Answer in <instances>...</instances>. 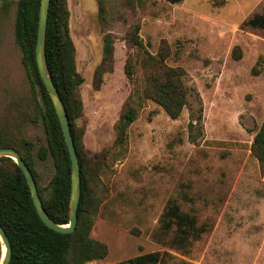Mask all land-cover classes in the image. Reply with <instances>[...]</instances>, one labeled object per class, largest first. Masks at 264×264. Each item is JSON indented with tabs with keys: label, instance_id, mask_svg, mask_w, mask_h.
<instances>
[{
	"label": "rangeland",
	"instance_id": "obj_1",
	"mask_svg": "<svg viewBox=\"0 0 264 264\" xmlns=\"http://www.w3.org/2000/svg\"><path fill=\"white\" fill-rule=\"evenodd\" d=\"M10 1L9 14L0 2V130L35 144L34 168L45 188L55 167L37 156L46 134L34 121L39 96L15 43L19 0ZM68 9L84 79L77 127L85 149L104 159L91 237L107 245L108 255L88 264L151 252L162 253L161 264H264V166L251 151L264 122V30L245 25L263 12L264 0H107L105 19L97 0H68ZM136 26L143 48L129 39ZM108 34L114 54L105 59ZM163 41L170 48L166 63L185 71L190 89L177 119L143 96L145 53L157 56ZM130 97L138 116L118 146L116 127ZM171 200L209 229L186 250L172 244L174 232L161 229Z\"/></svg>",
	"mask_w": 264,
	"mask_h": 264
},
{
	"label": "trees",
	"instance_id": "obj_2",
	"mask_svg": "<svg viewBox=\"0 0 264 264\" xmlns=\"http://www.w3.org/2000/svg\"><path fill=\"white\" fill-rule=\"evenodd\" d=\"M179 4L183 0H164ZM2 11L9 14L10 0H0ZM41 0H19L16 5L15 43L22 51V63L28 80L39 96L34 121L41 122L45 129L46 145L39 148L40 161L52 159L55 175L47 187L40 185V178L34 168L33 151L35 144L17 137L11 132L0 130V148L12 147L19 151L31 170L45 211L58 225H67L69 219L71 193V160L62 128L51 97L39 74L36 62V43ZM99 14L106 18L107 0H97ZM70 11L68 0H51L46 33V60L54 84L66 107L71 133L77 150L81 169V198L78 208L76 230L73 233H59L47 227L40 219L33 203L26 178L18 165L7 157L0 158V224L12 245L10 264H88L101 261L108 255L106 244L91 237L102 199L99 179L104 159L85 149L84 129L77 127V120L83 116V101L79 88L84 79L76 66V47L69 30ZM252 29L264 30V9L245 22ZM140 27L130 34L131 43L143 48L139 37ZM150 46V43H147ZM105 59L114 54V38L111 34L104 38ZM239 60L241 51L233 50ZM170 48L166 41L161 44L157 56L145 53L144 66L147 77L143 96L158 104L171 119L181 116L188 104L190 89L184 83L185 71L170 67L166 59ZM127 75L132 79L134 64L127 61ZM139 106L130 99L126 102L117 124L118 146L127 142V129L138 116ZM193 124L189 127L192 129ZM253 156L264 166V122L254 137L251 148ZM161 229L165 233L174 232L172 244L177 249L186 250L193 240L200 239L209 232L206 225H199L194 215L185 213L176 200H171L162 217ZM3 245L0 241V262ZM164 256L151 252L125 260L119 264H161Z\"/></svg>",
	"mask_w": 264,
	"mask_h": 264
},
{
	"label": "water",
	"instance_id": "obj_3",
	"mask_svg": "<svg viewBox=\"0 0 264 264\" xmlns=\"http://www.w3.org/2000/svg\"><path fill=\"white\" fill-rule=\"evenodd\" d=\"M51 0H41L38 19L37 43H36V62L39 74L51 97L56 114L58 116L65 142L71 160V193H70V206H69V223L67 225L56 224L47 214L43 206L42 199L39 194L35 178L29 169L28 165L22 159L18 150L12 147L0 148V158H11L21 169L24 174L27 184L29 186L33 203L36 211L43 221V223L50 229L59 233H73L76 230L78 219V208L81 198V169L80 162L75 147V143L71 133L69 118L67 115L66 107L63 100L54 84L51 73L49 71L46 60V33L48 26L49 7ZM0 241L3 245V254L0 264H10L12 259V245L9 237L7 236L3 226L0 224Z\"/></svg>",
	"mask_w": 264,
	"mask_h": 264
}]
</instances>
